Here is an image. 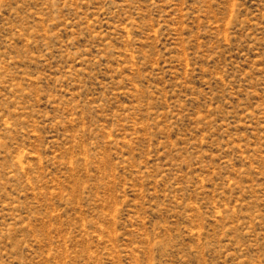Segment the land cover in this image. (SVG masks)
<instances>
[{"label": "rangeland", "instance_id": "rangeland-1", "mask_svg": "<svg viewBox=\"0 0 264 264\" xmlns=\"http://www.w3.org/2000/svg\"><path fill=\"white\" fill-rule=\"evenodd\" d=\"M0 264H264V0H0Z\"/></svg>", "mask_w": 264, "mask_h": 264}]
</instances>
